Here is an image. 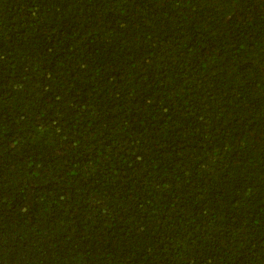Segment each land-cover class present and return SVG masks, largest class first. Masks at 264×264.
Returning <instances> with one entry per match:
<instances>
[{"label":"trees","instance_id":"trees-1","mask_svg":"<svg viewBox=\"0 0 264 264\" xmlns=\"http://www.w3.org/2000/svg\"><path fill=\"white\" fill-rule=\"evenodd\" d=\"M0 264H264V0H0Z\"/></svg>","mask_w":264,"mask_h":264}]
</instances>
